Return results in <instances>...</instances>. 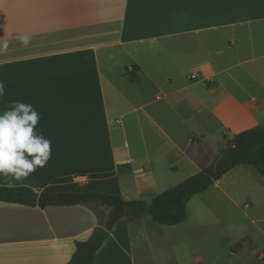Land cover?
Segmentation results:
<instances>
[{"label": "crops", "instance_id": "1", "mask_svg": "<svg viewBox=\"0 0 264 264\" xmlns=\"http://www.w3.org/2000/svg\"><path fill=\"white\" fill-rule=\"evenodd\" d=\"M18 32L32 35L27 47ZM0 36V110L32 104L52 149L0 186L150 201L211 164L225 136L264 124V0H0ZM208 194L238 219L192 264H264V176L237 165L187 207ZM106 211L0 200V264H67ZM148 215L117 221L94 264H178L152 238L183 222Z\"/></svg>", "mask_w": 264, "mask_h": 264}, {"label": "trees", "instance_id": "2", "mask_svg": "<svg viewBox=\"0 0 264 264\" xmlns=\"http://www.w3.org/2000/svg\"><path fill=\"white\" fill-rule=\"evenodd\" d=\"M240 164L252 165L264 176V124L225 136V144L216 159L200 172L164 190L150 201L125 199L121 195L92 190L74 192H41L27 186H0V200L29 206L91 205L107 211L103 224L92 234L76 243L67 264H94L98 250L110 235L114 224L127 219L138 222L148 213L154 222L177 225L187 216V204L192 196L204 192L230 169Z\"/></svg>", "mask_w": 264, "mask_h": 264}, {"label": "clouds", "instance_id": "3", "mask_svg": "<svg viewBox=\"0 0 264 264\" xmlns=\"http://www.w3.org/2000/svg\"><path fill=\"white\" fill-rule=\"evenodd\" d=\"M15 39L27 47L32 35L18 32ZM9 43L0 36V54L7 52ZM4 96L5 85L0 81V100ZM5 105L0 110V176L22 181L51 159V140L37 129L40 113L32 104L13 100Z\"/></svg>", "mask_w": 264, "mask_h": 264}, {"label": "rangeland", "instance_id": "4", "mask_svg": "<svg viewBox=\"0 0 264 264\" xmlns=\"http://www.w3.org/2000/svg\"><path fill=\"white\" fill-rule=\"evenodd\" d=\"M202 199L204 200L202 201ZM195 200L190 202L187 207V218L179 227H164L168 228L167 232H163L161 235L167 234L166 240L160 242L159 237L152 238L155 243L163 245L164 259L167 262L192 264V251L196 250L204 252L206 258L212 256L217 244L220 243L219 241H224L222 247L225 245L226 235H228L227 232L230 230L227 227L228 224L238 219L236 214L232 212L230 214L228 209H226L227 205H229V201L226 198L216 201V198L211 197L209 194L200 197L199 206L203 207V210H199L200 207L195 203ZM200 213L204 215L202 223H200L202 220L199 219ZM146 215L148 214L146 213ZM148 218H150L149 215ZM218 255L223 261V256L220 253ZM140 259L139 257L138 260Z\"/></svg>", "mask_w": 264, "mask_h": 264}, {"label": "built area", "instance_id": "5", "mask_svg": "<svg viewBox=\"0 0 264 264\" xmlns=\"http://www.w3.org/2000/svg\"><path fill=\"white\" fill-rule=\"evenodd\" d=\"M80 178L83 180L84 177L83 176H80Z\"/></svg>", "mask_w": 264, "mask_h": 264}]
</instances>
